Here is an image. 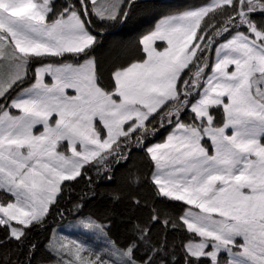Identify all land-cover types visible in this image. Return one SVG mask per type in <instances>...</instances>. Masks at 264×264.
<instances>
[{
  "label": "snow or ice",
  "instance_id": "6c2138e0",
  "mask_svg": "<svg viewBox=\"0 0 264 264\" xmlns=\"http://www.w3.org/2000/svg\"><path fill=\"white\" fill-rule=\"evenodd\" d=\"M138 13L154 22L137 58L106 68L104 30ZM135 149L148 197L110 199L146 219L120 243L77 201L74 226L105 245L50 242L56 264H264V0H0V264H33L66 190Z\"/></svg>",
  "mask_w": 264,
  "mask_h": 264
},
{
  "label": "trees",
  "instance_id": "16d2710c",
  "mask_svg": "<svg viewBox=\"0 0 264 264\" xmlns=\"http://www.w3.org/2000/svg\"><path fill=\"white\" fill-rule=\"evenodd\" d=\"M168 3L178 6L187 7L196 5L202 0H167ZM154 22V17L137 14L133 16L129 22L121 25L117 24L104 30L103 47L97 52L98 58L103 62L106 68L111 67L115 63L124 64L137 58L136 40L146 32L149 26ZM167 133L163 130L161 134L155 138V142H163ZM152 171L151 162L146 154L139 149H135L130 161L126 167H120L114 173L112 181H99L90 189L88 182L82 181L73 188L66 190L65 198L60 203L59 211L53 212L48 220L45 229L37 230L33 233L32 241L37 245V254L33 264H53L55 259L50 256L46 250L49 246L54 230L62 225L76 221V209L74 203L79 201L84 206L80 212L85 215H91L100 221L106 219L117 220V225L113 228L112 238L123 243L128 235L129 216H135L139 219H146V211H132L127 207V201L116 206L111 202L110 194L120 190L130 193L139 189V195L147 198L148 188L146 186V178ZM91 175L95 177V172ZM139 177L140 183L136 185L130 184L131 177ZM94 191V195H85ZM179 244L180 238L176 237Z\"/></svg>",
  "mask_w": 264,
  "mask_h": 264
},
{
  "label": "rangeland",
  "instance_id": "374dc122",
  "mask_svg": "<svg viewBox=\"0 0 264 264\" xmlns=\"http://www.w3.org/2000/svg\"><path fill=\"white\" fill-rule=\"evenodd\" d=\"M69 93L72 92L71 89L68 90ZM77 221L70 222L66 225L57 227L54 230L51 244H57V242H62L65 239L76 240L85 243L87 246L94 249L102 250L105 245V240L103 236L98 234H92L91 232H86L83 229L75 227ZM50 246V244H49ZM56 264V263H53Z\"/></svg>",
  "mask_w": 264,
  "mask_h": 264
}]
</instances>
